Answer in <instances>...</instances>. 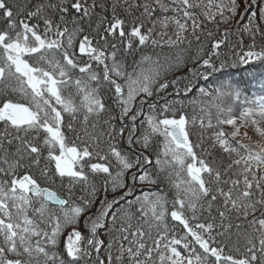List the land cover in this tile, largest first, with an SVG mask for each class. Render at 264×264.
<instances>
[{
  "label": "snow or ice",
  "instance_id": "6c2138e0",
  "mask_svg": "<svg viewBox=\"0 0 264 264\" xmlns=\"http://www.w3.org/2000/svg\"><path fill=\"white\" fill-rule=\"evenodd\" d=\"M202 3L0 0V264H264V96L249 98L230 80L214 90L217 125L233 128L231 133L223 129L214 133L212 149L218 145L231 159L223 171L198 157L195 148L200 145L190 140L183 101L168 100L159 108L151 102L149 111L143 112L145 98L155 94L163 99L159 94L167 95L170 85L181 79L164 78L179 65L180 55L167 68L151 55L135 59L140 46L160 43L154 38L158 25L174 28L175 39L167 40L171 46L182 45L189 35L200 42L203 34L211 41V51L201 45L192 59L217 72L216 61L220 69L228 66L217 50L226 44L229 32L223 39H213L211 30L205 32L207 24L219 27L235 20L240 25L247 16L239 28L241 44L231 46L232 63L264 65V0H207L197 15ZM117 34L120 45L109 41ZM245 36L252 41L246 51ZM121 47L125 55L133 56L132 71L118 59ZM105 89L112 92L111 106L102 95ZM200 94L211 95L203 88ZM115 110L122 126L118 131L109 127L106 135L109 141L116 135L124 139L127 131L129 152L110 142L105 151L100 147L105 133L90 124L93 116ZM65 115L71 118L67 124ZM115 119L110 115L105 123L111 125ZM78 120L86 139L77 133L70 140L67 133L76 131ZM200 123L203 127V118ZM241 126L250 127L259 140L248 144L236 140ZM208 127H213L211 119ZM244 136L253 140L247 132ZM158 137L163 138L159 152L153 146ZM153 155L154 172H149L145 168ZM42 161L45 186L32 171ZM90 176L104 179L99 207L95 203L99 190ZM164 180L172 190L170 209L168 195L158 190L111 211L115 203L107 199L109 186L112 193L126 197L137 184L158 185ZM77 185L84 194L76 195ZM233 214L243 217L246 225H235L237 243L230 247ZM169 215L183 234L169 227ZM137 218L142 223L134 224ZM241 228L245 230L240 232Z\"/></svg>",
  "mask_w": 264,
  "mask_h": 264
},
{
  "label": "trees",
  "instance_id": "16d2710c",
  "mask_svg": "<svg viewBox=\"0 0 264 264\" xmlns=\"http://www.w3.org/2000/svg\"><path fill=\"white\" fill-rule=\"evenodd\" d=\"M111 3V0H109ZM143 2V0H141ZM215 2H219V0H215ZM207 0H203V3L201 4L200 8H198L197 15H200L201 10L206 5ZM159 14V13H158ZM103 15V13H101ZM109 17L111 16V13H108ZM171 15V13H169ZM202 18V17H201ZM220 17L217 16V20H219ZM237 19H240L239 17ZM35 22V21H33ZM247 23V16H245L243 19H241L240 25H237L235 20L230 21L229 23H220L219 27L213 22L208 23L207 27L205 29V32L207 30H211L214 33L213 39H223V33L227 30L229 32V35L227 37L226 44H222L220 48L217 50L221 53L220 60H224L227 58L228 66H226L223 69H220L219 67V61H216V67L219 69L217 72H212L211 69L206 68L202 64H197L195 60L192 59L194 55L197 54V50L203 46L205 51H211L210 43L211 41L205 40L204 35H201V41L197 42L193 37L189 35L188 40H185L182 45L179 46H171L167 43L168 37L171 36L172 39H175L174 35V28L169 27L168 29H162L159 25L156 28L157 35L154 36L155 39L160 41L159 44L153 46L150 42L147 46H140L136 53H135V59L139 60L140 56L142 54L151 55L153 59H159L162 65L165 66V68L168 67L170 64L175 63V57L177 55L182 56V60L180 61L178 66L172 67L169 71H167L166 78L168 81H172L176 79L177 77H180V81L178 82V85H170V87L167 90V95H165L163 92L159 94L160 97H163V99H158V97L154 94L153 97L145 98L147 99L148 103H145L143 106V112L147 113L149 111V103L155 102L157 104V108H159L163 103L167 102L168 100H180L184 103L183 112L186 115L189 123L187 125L188 131L190 132V140L194 145H200L199 147L195 148V151L198 155V157H202L205 159H209L214 162L216 167H219L221 171H223L228 163L231 162V159L228 157L226 153H223L222 150L219 149L218 145L215 150L212 149V144L214 141V133L217 131H220L223 129L227 133H231L233 131L232 126L230 125H217V109L212 107L213 103H218V101H213L212 97L215 96V89L218 87L221 81H227L230 80L233 82V84H239V86L244 90V95L248 96L249 98H253L256 96H264V65H261L258 61H252L249 65L244 64H235L233 65V49L232 45H240L241 44V37L239 33V28L243 26V24ZM150 26V25H148ZM93 29L96 27V21L93 20L92 23ZM106 27V25H105ZM103 31V29H101ZM167 32V35H160L162 32ZM191 32V27L189 26V33ZM93 36H95V33H92ZM189 40H191V48H189ZM110 43H116L118 45L121 44V41L118 38L113 39L109 38ZM252 43V41L247 37L242 38V45L243 50L246 51L247 45ZM257 45L259 46L261 44V41L257 39L256 41ZM187 49V51H184ZM236 51H241L240 47H237L235 49ZM258 50V49H257ZM87 59V57H85ZM118 59L127 65V71H132L133 67V56L131 55H125L124 50L121 47L120 52L118 54ZM215 59V58H214ZM111 63V61H109ZM94 69H97V66H93ZM189 69H193V71H189ZM98 71L102 74L103 72V66L98 67ZM208 73H211L208 75ZM76 75L78 76L79 73L77 72ZM158 86V85H156ZM185 86L190 87L192 90L190 92H185ZM203 88L206 90V92L210 93L211 95L205 96L200 94V89ZM70 91H74V89H70ZM104 96L106 102L109 106H111L112 102L110 97L112 96V92L105 89V91L102 93ZM16 98V97H14ZM227 106V105H225ZM179 108V105H177ZM201 109H204L203 111ZM239 106H237L234 109V113L238 116L239 115ZM116 117L115 120L111 122V125L108 123H105L109 116ZM193 117H195V120H193ZM201 118H203V124L204 126H201ZM71 118L65 115V124L70 120ZM82 120V116L79 118ZM209 119H211L213 127H208ZM143 120V116L139 117L137 120V125L139 126L141 121ZM96 123L97 132H103L105 133L103 137V142L101 143L100 147L103 148L105 151L107 150V144L114 143L117 145V147L122 150L123 152H129L131 146L127 144V131L125 132L124 139H121L119 135H116L112 141L108 140V137L106 135L109 127H115L118 131L119 128L122 126L121 122L119 120V110L110 111L104 114H101L99 117L93 116L90 119V124ZM74 128L75 132L69 131L67 133L70 140H75L77 133L81 136V139H86L84 137V130L79 123V120L74 122ZM3 129V126L0 125V130ZM91 130V129H90ZM143 131V129H141ZM247 132L249 137H253V140L250 141L247 137L244 136V133ZM231 139V137H229ZM236 140H242L243 143H253L256 140H259V137L255 135L254 131L250 127H244L241 126L239 128V134L235 137ZM162 137H158L154 139L153 146L157 152H159L161 149L160 147H157V145L162 146ZM77 143H80L79 140L76 141ZM137 150L138 146H137ZM209 152H212V155L209 156ZM103 154V152L101 153ZM92 162H97L95 159ZM46 162H41V167L33 169V175L38 179V181L41 183L42 186H45L47 184V181L41 176V169L44 167ZM154 163H155V155L152 156V163L147 165L145 170L149 172H154ZM166 175V173L162 174L163 176ZM234 179L235 176L229 177L225 176L224 179ZM90 182H95L97 185V188L99 190V197L96 198L95 203L97 207H99V200L104 198L105 191H104V179L103 176L100 177H92L90 176ZM67 183V181H65ZM59 186V182H57V185L55 187ZM90 190V189H89ZM158 190H162L165 194L168 195L169 200V209L171 208V201H172V195L170 194L172 190L168 187L167 180H164L163 183L158 185H148L144 184L143 186H140L137 184L136 188L132 193L127 195L126 197H123V194L120 192L112 193L109 186V191L106 193L107 199L110 201H114L115 207L112 208L111 211H116L117 209H123L127 206L128 201L135 200L137 196H141L148 192L155 193ZM83 193V187L80 185H77L76 188V195H82ZM258 195V193H257ZM123 197V198H122ZM96 209L93 208V211ZM205 216H207V213H204ZM212 215L217 216L218 214L213 211ZM259 215V212L257 213ZM251 219V216L249 217ZM166 220L169 224V227H174L176 231L180 234L182 233V226L179 225L178 222L172 221L170 215L166 217ZM233 225L232 231L229 235L231 244L230 247L235 245L237 243V229L235 227L236 224H245L243 217L240 219L236 218V215L233 214L231 221ZM134 224L142 223V221H139V218L136 220H133ZM217 224H219V219L216 221ZM225 223H229V221H225ZM145 231L148 230V226L144 225ZM71 229H68L70 231ZM245 229L241 228L239 231L243 232ZM219 231V229H217ZM63 235H66L64 233ZM215 235V233H214ZM153 236H155V230L153 229ZM243 241L241 240V244ZM182 247V245H181Z\"/></svg>",
  "mask_w": 264,
  "mask_h": 264
}]
</instances>
